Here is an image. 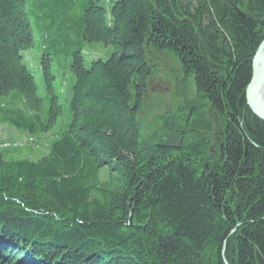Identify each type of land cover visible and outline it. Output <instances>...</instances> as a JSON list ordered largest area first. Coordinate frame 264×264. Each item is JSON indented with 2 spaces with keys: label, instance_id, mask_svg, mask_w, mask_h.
<instances>
[{
  "label": "trees",
  "instance_id": "16d2710c",
  "mask_svg": "<svg viewBox=\"0 0 264 264\" xmlns=\"http://www.w3.org/2000/svg\"><path fill=\"white\" fill-rule=\"evenodd\" d=\"M263 41L264 0H0V126L39 145L63 114L54 58L75 77L47 155L0 150V264H264V121L246 100ZM86 43L113 52L88 68ZM161 53L196 95L147 131Z\"/></svg>",
  "mask_w": 264,
  "mask_h": 264
},
{
  "label": "rangeland",
  "instance_id": "374dc122",
  "mask_svg": "<svg viewBox=\"0 0 264 264\" xmlns=\"http://www.w3.org/2000/svg\"><path fill=\"white\" fill-rule=\"evenodd\" d=\"M35 38L36 47L24 53V57L31 74L35 78L38 94L45 99L47 96V89L41 73L40 59L46 43L43 34L38 31L37 28H35ZM84 48L86 54L85 65L88 68L93 60H106L113 52L112 47H105L100 43H86ZM155 59V76L145 100L144 113L139 116L147 131L154 130L159 126L158 119L163 114L169 111L176 112L178 108L183 106L187 101H193L196 95L193 82L190 79L186 80V82L184 81L185 78L180 62L174 54H157ZM71 64L72 56L70 54H62L54 58L53 71L56 76L55 86L60 92L58 93L59 102L63 107V114L58 118L54 127L46 135H43V141L39 143V145H35L34 140L29 139L25 134L20 133L11 126H0V143L4 144L0 146V150L8 149L9 147L10 150H14V147L23 149L21 150V154L24 155L23 157L14 152L6 154V159L8 161H15L26 157L27 151L24 150V148L31 146L34 150V154L30 159L34 161L42 159L47 155V149L45 147H48L55 136H58L64 131L65 127H63V124L68 117L67 108L71 99L72 87L75 83V77L71 72ZM47 107V102H45L44 110H46Z\"/></svg>",
  "mask_w": 264,
  "mask_h": 264
},
{
  "label": "water",
  "instance_id": "95a60500",
  "mask_svg": "<svg viewBox=\"0 0 264 264\" xmlns=\"http://www.w3.org/2000/svg\"><path fill=\"white\" fill-rule=\"evenodd\" d=\"M238 12V10L236 9ZM241 17H244L239 13ZM264 41L260 45L253 60V77L246 91V100L251 111L264 121V98L260 95L264 89Z\"/></svg>",
  "mask_w": 264,
  "mask_h": 264
},
{
  "label": "bare ground",
  "instance_id": "6f19581e",
  "mask_svg": "<svg viewBox=\"0 0 264 264\" xmlns=\"http://www.w3.org/2000/svg\"><path fill=\"white\" fill-rule=\"evenodd\" d=\"M262 59H264V54H263ZM260 95H262V97L264 98V89L261 91Z\"/></svg>",
  "mask_w": 264,
  "mask_h": 264
}]
</instances>
